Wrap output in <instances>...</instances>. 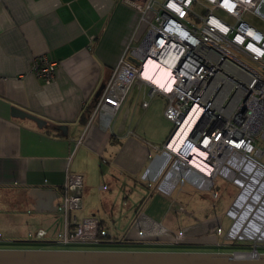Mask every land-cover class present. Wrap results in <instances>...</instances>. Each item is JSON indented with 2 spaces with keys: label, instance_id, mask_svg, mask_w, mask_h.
<instances>
[{
  "label": "crops",
  "instance_id": "0c3cea01",
  "mask_svg": "<svg viewBox=\"0 0 264 264\" xmlns=\"http://www.w3.org/2000/svg\"><path fill=\"white\" fill-rule=\"evenodd\" d=\"M128 1L0 0V244L29 241L28 235L44 230L39 242L56 245L68 174L82 179L80 207L69 215L76 224L93 218L116 238L132 241L134 224L143 217L163 239L186 230L190 244L211 247L219 241L207 234L208 225L222 222L217 213L170 203L141 181L152 147L161 148L154 144L162 140L154 119L169 123L164 104L160 114L149 113L157 96L149 97L147 85L133 84L141 95L130 87L107 129L90 120L125 47L144 32ZM38 58L56 64L50 84L32 71ZM136 190L150 194L134 211L130 199ZM118 223L128 230L113 232Z\"/></svg>",
  "mask_w": 264,
  "mask_h": 264
},
{
  "label": "built area",
  "instance_id": "2783aa9c",
  "mask_svg": "<svg viewBox=\"0 0 264 264\" xmlns=\"http://www.w3.org/2000/svg\"><path fill=\"white\" fill-rule=\"evenodd\" d=\"M259 2L128 1L139 15L144 32L138 41L132 40L125 47L90 117L107 129L134 83L147 85L150 98H163V116L173 130L161 148L152 147L154 154L148 158L141 181L166 197L183 186L206 193L213 190L217 179L231 183L238 193L225 211L230 224L223 239L249 247L232 254L251 259L264 254V30L249 23L255 17L264 26V17L255 15ZM148 62L169 73V89L143 75ZM55 68L54 62L38 58L32 71L44 84H50ZM197 113L189 134L178 148H173L171 141L180 127ZM198 160L207 171L197 166ZM81 188L80 176H65L58 205L63 226L55 243L97 245L102 238L113 243L116 237L96 219L85 218L79 224L70 219L69 215L80 207ZM138 219L134 224L136 239L132 241L161 244L147 221ZM207 233L222 235L223 229L213 223ZM45 237L46 232L38 230L27 239L39 241ZM184 243H188L186 230L168 234L162 244Z\"/></svg>",
  "mask_w": 264,
  "mask_h": 264
},
{
  "label": "rangeland",
  "instance_id": "374dc122",
  "mask_svg": "<svg viewBox=\"0 0 264 264\" xmlns=\"http://www.w3.org/2000/svg\"><path fill=\"white\" fill-rule=\"evenodd\" d=\"M255 15L257 17H264V0H260L258 8L255 10ZM249 23L261 30H264V26L259 23V20L257 18H253L252 20H249ZM132 91L135 95H141L139 92L137 86L133 85ZM163 104L164 100L163 98L157 96L155 97L151 102H150V110L149 113H157L160 114L161 110H163ZM151 113V115H152ZM155 118V117H154ZM154 125L153 127L156 128L155 131H157L159 134H161L160 137H162L161 141L159 142H154V144L161 146L162 147V142H166L167 139L170 136V133L173 130V126L170 123L164 122L162 119H154ZM156 132V136L158 133ZM163 132V135H162ZM164 137V138H163ZM154 154V153H153ZM264 161V158H263ZM138 188V187H137ZM139 191L136 190L134 192L133 197H131L130 201L133 202V208L134 211L136 209H140L143 203L146 201L147 196L150 194V191L148 194H143ZM196 192V191H195ZM190 190L188 186H184L182 188H177L173 195L169 198V202L175 203L176 205H179L180 203L184 202V205L186 204L187 206H194L196 208L199 207H206L209 208L213 213H217L219 217L221 218V228L223 229L222 235L217 234H208V236H217L216 238L219 240L218 242H214V244L211 247H200V246H180V247H174V246H153L150 244H147V242H143L144 245H115V246H108V245H83V244H77V245H68V246H60V245H51V247H48L50 250H78V251H181V252H215V251H221L223 253H229L233 251V249H229L231 247L232 242H225L222 241V237L226 229L228 228L230 221L225 217V211L231 204L232 200L235 198L236 194L238 193V189L233 186L231 183H227L224 180L217 179L215 181L214 188L211 192H206V193H195ZM198 192V191H197ZM142 196V198H141ZM140 199L138 202L137 200ZM183 205V204H182ZM193 207V208H194ZM190 209V208H188ZM4 210V208H3ZM121 223L118 224H113L114 225V230L113 232H126L128 230V226L120 225ZM113 227V226H112ZM166 237V236H164ZM159 242L164 243L167 240V237L165 239L159 237ZM221 240V242H220ZM57 241V240H56ZM55 241V242H56ZM157 242V241H156ZM188 242V241H187ZM238 244V243H236ZM44 248L40 247L38 245H30V244H25V245H18V244H0V248ZM261 252H264V250L261 249ZM232 253V252H231Z\"/></svg>",
  "mask_w": 264,
  "mask_h": 264
},
{
  "label": "water",
  "instance_id": "95a60500",
  "mask_svg": "<svg viewBox=\"0 0 264 264\" xmlns=\"http://www.w3.org/2000/svg\"><path fill=\"white\" fill-rule=\"evenodd\" d=\"M0 264H264V254L251 259L223 252L0 249Z\"/></svg>",
  "mask_w": 264,
  "mask_h": 264
},
{
  "label": "bare ground",
  "instance_id": "6f19581e",
  "mask_svg": "<svg viewBox=\"0 0 264 264\" xmlns=\"http://www.w3.org/2000/svg\"><path fill=\"white\" fill-rule=\"evenodd\" d=\"M143 75L149 79L151 82L156 84L157 86L164 87L165 89H169L171 86L172 81L169 80V73L163 69L160 68L155 63L148 62ZM199 114H191L190 118L185 121V123L180 127L178 132L176 133L175 137L171 141V146L173 148H178L182 141L186 138V136L189 134L193 124L196 122ZM197 166L202 168L203 170L207 171L208 169L205 168L201 160L197 161Z\"/></svg>",
  "mask_w": 264,
  "mask_h": 264
},
{
  "label": "trees",
  "instance_id": "16d2710c",
  "mask_svg": "<svg viewBox=\"0 0 264 264\" xmlns=\"http://www.w3.org/2000/svg\"><path fill=\"white\" fill-rule=\"evenodd\" d=\"M39 241H41V240H39ZM39 241H23V240H21V241H15L14 244H18V245H25V244L32 245V244H34V245H38L40 247H48V246H50V245L44 244V243L39 242ZM97 245H108V246H115V245H144V243L129 241V240H125L124 238H116L113 243H110L109 240H107V238H102ZM180 246H198V245L195 244V243H191V244L190 243H184V244H181L179 246H174V247H180ZM229 249H233V251H231L233 253V252L239 251V250H247V249H249V247L233 243V244H231V247ZM231 252H229V253H231Z\"/></svg>",
  "mask_w": 264,
  "mask_h": 264
}]
</instances>
